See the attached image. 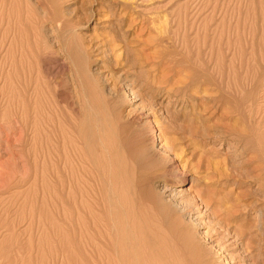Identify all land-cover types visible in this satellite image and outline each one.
I'll list each match as a JSON object with an SVG mask.
<instances>
[{"label": "rangeland", "instance_id": "obj_1", "mask_svg": "<svg viewBox=\"0 0 264 264\" xmlns=\"http://www.w3.org/2000/svg\"><path fill=\"white\" fill-rule=\"evenodd\" d=\"M0 264H264V0H0Z\"/></svg>", "mask_w": 264, "mask_h": 264}, {"label": "bare ground", "instance_id": "obj_2", "mask_svg": "<svg viewBox=\"0 0 264 264\" xmlns=\"http://www.w3.org/2000/svg\"><path fill=\"white\" fill-rule=\"evenodd\" d=\"M185 78H187V76L185 77ZM184 78V79H185ZM189 78V77H188ZM183 79V80H184ZM182 80V81H183ZM188 79H186V81H187ZM181 81V82H182ZM185 82V81H184ZM184 82H182V83H184ZM186 84V83H185ZM200 88V87H199ZM198 89V88H197ZM196 89V90H197ZM205 89V88H204ZM195 90V92H197ZM208 90V89H207ZM209 91V90H208ZM188 93V92H187ZM194 93V92H193ZM191 94V93H190ZM197 94V93H196ZM199 94H201V91H200V93ZM206 95V94H205ZM208 95H209V93H208ZM215 95V94H214ZM218 97H220V96H218ZM208 99V98H207ZM209 100H210V98H209ZM229 100V99H228ZM206 102H208V100L206 101ZM220 103V102H219ZM210 104V103H209ZM208 105V104H207ZM213 105H215V103L213 104ZM205 108H207V110H208V107H205ZM204 108V112H206L207 110ZM210 108V107H209ZM216 108V107H215ZM214 108V109H215ZM195 110V109H194ZM201 110V109H200ZM199 110V111H200ZM206 110V111H205ZM216 111V110H215ZM193 113H195V112H193ZM207 113V112H206ZM196 114H197V112H196ZM199 114H201V112L199 113ZM215 114V113H214ZM207 115V114H206ZM192 118V117H191ZM201 119V117L199 116V117H194V119L196 120V126H192V124H191V128L192 129H190L189 130V132H190V134L191 135H193L194 136V133H197V134H199V132H200V128H198L199 126H198V124H200V122H199V120L198 119ZM204 118H205V116H204ZM203 121V120H202ZM158 123V122H157ZM160 123V122H159ZM188 123H190L189 121H188ZM203 123V122H202ZM205 123V122H204ZM206 123H208V121L206 122ZM205 123V124H206ZM166 125V124H165ZM171 125H172V123H171ZM185 125H186V122H185ZM204 125V124H203ZM209 125V124H208ZM208 125L206 124V126L208 127ZM175 126V125H174ZM178 126V125H177ZM181 126V125H180ZM179 126V127H180ZM188 126H189V124H188ZM187 125L185 126V127H188ZM214 126V125H213ZM163 127V126H162ZM173 127V126H172ZM182 127V126H181ZM204 127V126H203ZM176 128H178V127H176ZM205 128V127H204ZM181 129V128H180ZM187 129H189V128H187ZM186 129V130H187ZM205 129H207V128H205ZM168 130V129H167ZM184 130V129H183ZM178 132V131H177ZM188 132V133H189ZM165 133H167V132H165ZM169 133V132H168ZM175 133V132H174ZM174 133H171V134H174ZM207 133H208V130H207ZM170 134V133H169ZM168 134V135H169ZM171 134L169 135L170 136V138L169 139H164V140H167V143H169L170 144V147H169V150H170V148L173 150V151H175V152H180L181 153V155H182V153H185V151H186V149H185V145L183 146V143H180V139H179V137L177 136V137H173V136H171ZM179 134V133H178ZM184 134V133H183ZM186 134V133H185ZM190 134H188V135H190ZM196 134V135H197ZM209 134V133H208ZM175 135V134H174ZM177 135V134H176ZM188 135H183L182 136V138L183 137H187ZM202 136H203V134H202ZM207 136V135H206ZM200 137V136H199ZM185 138H183V140H185ZM188 138H189V136H188ZM162 139V138H161ZM187 139V138H186ZM196 139V138H195ZM189 140H190V138H189ZM188 140V141H189ZM196 141V140H195ZM165 142V141H164ZM184 142V141H183ZM191 142H193V140L191 141ZM198 142V141H197ZM166 143V144H167ZM185 143V142H184ZM190 143V142H189ZM195 143V142H194ZM193 143V144H194ZM199 143V142H198ZM198 143H197V145H198ZM188 144V143H187ZM192 144V145H193ZM165 145V144H164ZM167 146V145H166ZM187 146V145H186ZM201 146V145H200ZM199 146V147H200ZM189 147V146H188ZM188 147H186V148H188ZM195 147V149H197V147L196 146H194ZM191 148V147H190ZM189 148V149H190ZM194 150V149H193ZM172 151V152H173ZM174 152V153H175ZM193 152V151H192ZM189 153V152H188ZM180 155V156H181ZM192 155V154H191ZM194 155V154H193ZM182 156H184V154L182 155ZM181 156V157H182ZM180 157V158H181ZM187 160V159H186ZM220 164V163H219ZM223 165V164H222ZM225 172V171H224ZM225 175V174H224ZM168 178V180L170 179L169 177H167ZM184 182V180L182 179V178H180V179H178V181H177V184H182ZM227 187V186H226ZM209 190V189H208ZM180 192V191H179ZM210 192V191H209ZM208 192V193H209ZM212 192V191H211ZM238 192V191H237ZM208 193H207V190H200L199 192H198V195L201 197V200L203 201V203H205V205H211V199H210V196L208 195ZM231 193H233V192H231ZM210 194V193H209ZM239 197V196H238ZM230 199V198H229ZM231 201H232V199H231ZM230 202V201H229ZM213 204H214V202H213ZM217 204V203H216ZM224 204H226V203H224ZM219 206H222V205H219ZM222 207H224V206H222ZM225 209L226 210H224L225 211V213L227 214V217H228V219H226V221H225V223H226V225H228V226H231L232 228H234V230L236 231V233H237V235H238V237H240L239 239H242V241L245 243V245H247V248H249L250 247V245H251V243L253 242H251V239H249L248 238V236L249 235H252V234H249V235H247L248 233H245L244 231H242V230H240V223H239V220L238 219H241V215H240V212H241V208H240V205H239V202L236 200L235 201V203L234 204H231V203H227L226 205H225ZM225 214V215H226ZM232 215H235V218H234V216H232ZM223 217V216H222ZM225 219V218H224ZM223 220V219H222ZM229 220H231V221H229ZM250 227H252V226H250ZM247 228V227H246ZM250 229V228H249ZM236 235V234H235ZM249 246V247H248ZM250 249V248H249Z\"/></svg>", "mask_w": 264, "mask_h": 264}]
</instances>
